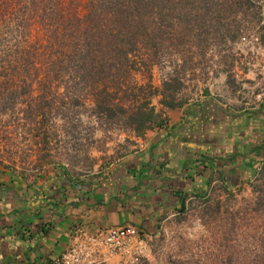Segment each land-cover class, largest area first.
I'll return each mask as SVG.
<instances>
[{"label":"crops","instance_id":"1","mask_svg":"<svg viewBox=\"0 0 264 264\" xmlns=\"http://www.w3.org/2000/svg\"><path fill=\"white\" fill-rule=\"evenodd\" d=\"M231 72L195 100L173 95L172 107L157 91L148 105L156 119L136 131L128 123L134 150L95 174L51 168L27 177L0 164V264L50 260L77 223L132 224L156 236L165 216L207 194L214 180L227 190L250 183L264 165V97L250 69Z\"/></svg>","mask_w":264,"mask_h":264},{"label":"rangeland","instance_id":"2","mask_svg":"<svg viewBox=\"0 0 264 264\" xmlns=\"http://www.w3.org/2000/svg\"><path fill=\"white\" fill-rule=\"evenodd\" d=\"M12 1L8 11L0 7V55L9 53L17 40L14 12L18 13L14 10L28 4L27 0ZM88 1L73 0V3L79 5L83 13ZM250 2L249 14H237L233 17L234 22L225 18L220 27L221 21L216 22L217 28L212 31L209 27L212 20L207 18L205 31L198 38L189 36L185 44L162 50L159 60L147 70L133 71L127 77V84L121 86L126 96L134 95L126 100L130 104L134 99L143 101L142 92L148 95L151 91L154 94L160 91L163 97V83L175 79L179 89L175 92L169 89L166 95H174L175 102L192 101L204 88L218 84L220 72L225 73L226 81H229L235 68L250 69L258 79L254 65L264 56L256 52L251 54V44L239 39L242 34L254 33L264 44V0ZM30 33L36 37L40 31L32 26ZM138 86H147V89L139 90ZM54 90L59 97L51 99L52 112L47 119L39 116L31 124L22 112L27 105L20 102L14 109L0 110L1 165L27 177H36L51 168L63 169L74 178L86 177L106 169L134 150L133 130L125 118L105 116L81 85L73 90L62 86ZM70 92L79 96L81 104L64 103L62 96L70 95ZM40 93L42 91L36 88L33 95ZM129 103L125 102L124 106ZM36 141L41 150L33 145ZM223 187H213L207 194L189 200L177 213L165 216L151 242L150 257L146 261L171 264L167 257L179 250L182 256L169 258L186 260V250L192 248L198 253L204 252L205 245L200 239L211 231L232 233L230 244L245 254L238 255L240 264L261 260L257 256L264 249V165L247 185L234 190ZM181 247L184 248L179 249Z\"/></svg>","mask_w":264,"mask_h":264},{"label":"trees","instance_id":"3","mask_svg":"<svg viewBox=\"0 0 264 264\" xmlns=\"http://www.w3.org/2000/svg\"><path fill=\"white\" fill-rule=\"evenodd\" d=\"M27 1L14 10L18 13L14 12V48L0 55V110L25 103L22 112L32 124L39 116H51V99L59 97L54 89L73 90L81 85L105 116L126 117L135 131L156 119L154 109L148 107L154 91L148 95L142 92L143 101L134 99L130 104L126 99L134 95L126 96L121 87L127 84V77L133 71L147 70L159 60L162 50L185 44L189 36L198 38L205 31L207 18L212 20V31L216 22L221 21L220 27L225 18L234 22L237 14H249L251 6L250 0H89L81 13L73 0ZM12 2L2 1L0 7L8 11ZM32 26L40 31L36 37L30 33ZM36 88L42 91L40 95H33ZM163 88L175 92L179 83L173 79L164 82ZM165 92L162 104L174 106L173 95ZM62 100L67 105L81 104L72 92ZM125 102L129 106L125 107ZM231 234L211 231L200 239L204 252L192 248L186 250V260L169 258L178 257L179 250L167 259L171 264H240L237 257L245 254L230 244ZM260 252L257 258L261 260L250 264H264V249Z\"/></svg>","mask_w":264,"mask_h":264},{"label":"built area","instance_id":"4","mask_svg":"<svg viewBox=\"0 0 264 264\" xmlns=\"http://www.w3.org/2000/svg\"><path fill=\"white\" fill-rule=\"evenodd\" d=\"M240 42L251 44L249 52L264 56V44L254 33H245ZM243 54V51L239 49ZM249 62L246 63V65ZM259 79L257 97H264V59L254 65ZM212 187L222 186L218 181ZM184 200L182 208L189 200ZM155 236L132 224L91 227L87 224H74L68 233L66 248L57 256L42 264H141L149 260L151 242Z\"/></svg>","mask_w":264,"mask_h":264}]
</instances>
